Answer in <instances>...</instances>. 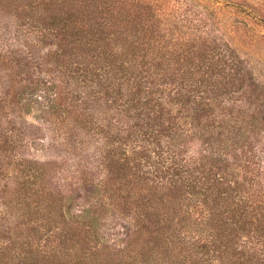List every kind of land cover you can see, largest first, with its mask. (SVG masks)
I'll return each mask as SVG.
<instances>
[{"label":"trees","instance_id":"trees-1","mask_svg":"<svg viewBox=\"0 0 264 264\" xmlns=\"http://www.w3.org/2000/svg\"><path fill=\"white\" fill-rule=\"evenodd\" d=\"M151 10L146 0H0V34L12 36L0 47V172L13 179L0 184V264H264L257 145L237 147L212 113L222 130L207 129L198 108L223 103L214 81L224 68L196 77L204 64L191 66L190 46L142 31L160 25ZM42 85L50 111L30 128L18 105ZM38 130L53 158L23 165L3 153ZM84 200L123 218L120 242L100 245Z\"/></svg>","mask_w":264,"mask_h":264},{"label":"rangeland","instance_id":"rangeland-1","mask_svg":"<svg viewBox=\"0 0 264 264\" xmlns=\"http://www.w3.org/2000/svg\"><path fill=\"white\" fill-rule=\"evenodd\" d=\"M146 1L151 4L152 10L144 15L148 13L155 20L161 22L160 27H147L148 24L145 27L140 26L142 31L157 32L159 30L162 34L174 39L173 41L180 42L184 50L190 46L191 54L197 58L196 63L191 66H195L197 63L204 64L203 68L195 74L196 77H203V74L206 73L204 69L208 66H211L210 72L213 69L224 68L221 75H215L217 79L214 81L220 88L221 95L218 96V101H223V103L219 106L213 104L208 106L206 102L205 105L201 104V107L198 108H202V112L207 115V129L220 134L222 127L218 126V123L223 119L225 123L223 130L226 132V129L230 128L234 131L231 141L236 142L237 147L242 148L253 141L257 145V155L260 159L258 163L261 162L264 167V154L262 153V150L264 151V0ZM133 11V18H138L143 13L142 11L138 12L135 7H133ZM149 15L148 17H150ZM137 27L138 25H132L127 30L134 31ZM16 34L15 32V36ZM200 36L207 37L208 40L200 38V42L203 44L199 48L192 47L191 39ZM10 37L12 36L0 34V47H3ZM13 40L16 39L12 38V42H14ZM202 55H213V58H204L203 60ZM31 75L35 77V73ZM43 75L45 74L41 76L43 77ZM41 88L34 90V93L24 94L18 105L20 107L19 114L28 121L26 125L30 128L43 125V119L48 116L50 111L48 103L53 98V90L47 85H42ZM201 95L208 97V92H203ZM202 101L205 102L204 99ZM195 106H198L197 103ZM211 113L219 120L215 125H213L214 116L208 120V115ZM224 119H227L228 122ZM201 131L203 132V130ZM39 133H36L38 137L31 138L29 141L27 140L28 142L25 141L24 147H8L3 153L22 155L21 159L25 161L23 165H28L30 161L42 162L53 158L54 153L48 148V139L45 137L46 131H39ZM232 134L229 133V136ZM245 149L247 148L245 147ZM8 160L10 158H7L6 162ZM22 160L19 161L22 162ZM15 162V160L12 161V165L17 166V170L20 169V164L16 165ZM261 175L264 177V174ZM7 179L8 177L0 172V184L7 181L9 184H13L11 183L13 179ZM48 184L53 185L55 181L50 180ZM81 201L78 199L74 201L72 211L76 212L82 208ZM83 204H91L92 213L97 217V234H100L103 242H100V245L111 246L120 242L122 237L120 224L124 222L123 218L115 216L111 207L96 211L95 207H92L94 206L93 200H84ZM1 207L0 201V210ZM4 221L5 219H2L0 215V229L4 228ZM42 244H46V242L44 241Z\"/></svg>","mask_w":264,"mask_h":264}]
</instances>
